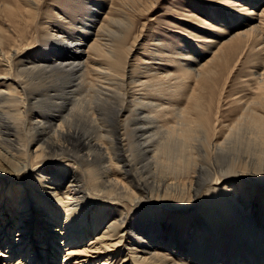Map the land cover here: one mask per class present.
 <instances>
[{"label":"bare ground","instance_id":"obj_1","mask_svg":"<svg viewBox=\"0 0 264 264\" xmlns=\"http://www.w3.org/2000/svg\"><path fill=\"white\" fill-rule=\"evenodd\" d=\"M120 1L0 0V264H264V0H207L234 32L183 10L201 52L155 36L135 70Z\"/></svg>","mask_w":264,"mask_h":264},{"label":"rangeland","instance_id":"obj_2","mask_svg":"<svg viewBox=\"0 0 264 264\" xmlns=\"http://www.w3.org/2000/svg\"><path fill=\"white\" fill-rule=\"evenodd\" d=\"M48 2L49 3H47V6L45 7L44 10H46V12L49 11V13L53 15H56L58 11H61L59 7L65 8L66 6L64 3L65 0H48ZM118 4L119 5H117V8L120 9V10L118 9V12L119 13L123 12L121 15V18L122 19L124 18L123 20L125 23L124 25L126 26L127 22L130 24V27H128L129 24H127V27H122L121 31L125 32L126 35L125 34L124 35H125L126 41H129L130 43H132V46L135 44L133 51H130L129 54L126 52L128 55V57L126 58V61L130 63V65L132 66L131 67L132 70L136 69L135 61L137 59L138 60H142L143 58H145L146 60L149 59L150 57L149 51L151 49V46H153L151 45V40L155 36L156 37L160 36V38H162L163 40L170 41L175 44L178 42L179 43L185 42V44H188V45L190 44L189 47L192 51L201 52V48H199L195 44L193 45V43L189 41V36L187 35V33L192 32L193 34H197L199 36H203L204 34L199 29L197 30V29H193V27L191 28L189 26L190 21L188 20L185 21L183 19H180L181 17L182 18L186 17L183 14L187 12L183 10L191 9L196 14L200 15L203 19L212 21L214 24H218V25L225 24L224 26L226 28H229V30L233 32L238 27H241V28L246 27L245 25H243L244 22L242 21V19L240 18L237 19L235 17H232V21L234 23H237L238 25L236 26V24L234 25L230 24L229 22L231 20L228 19L229 14L226 13L224 10L220 9L217 3L209 2L207 0L206 1L204 0H125V1L121 0ZM110 6H111V3L108 2L104 10L109 11ZM119 6H121L122 8ZM103 17H104L103 13L102 15L98 16V24L100 23V21H102ZM198 25L200 29L203 26L202 23H198ZM127 30H129L128 33H127ZM122 33H121V36H122ZM133 36H137L138 40L137 41L133 40ZM84 47L87 48V45ZM195 49H198V50H195ZM202 52L204 54L202 61L206 60V58H208L212 54L211 52H206L203 50ZM253 62H254L253 59H250V56L248 55V50H244L242 54H240L238 57H236V59H234L233 61L229 63V67L222 72V79L227 78L228 79L227 81L229 82L228 83L229 87L226 88L227 90L231 89V85L234 86L235 80L244 77V75L252 68L250 67V65L256 64L255 62L254 63ZM155 75L156 74L151 73L149 75V78H157ZM226 106H227L226 104L222 105L221 102L220 103L218 102L217 105L214 106V108H215V111H218V115H219V112L221 114L226 112V109H225ZM5 160L6 159L4 158V155L1 153L0 154V164L2 162L4 163ZM2 171L3 170L0 169V174H2ZM215 212L217 213V210ZM180 220H181L180 223L184 221L183 219H180ZM207 222H208L207 224L208 234L211 235V232H214V235L217 236L218 238L220 237L223 238L225 236H227L228 238L232 237V234H233L232 230H228L225 228L223 229L219 228L218 224H216L215 222H211L210 220H208ZM200 232H203L200 234V237L202 235L205 236L204 231H200ZM212 239L214 238L213 237L211 238V236L205 237L204 238V242L206 241L205 244H207V242H211L210 240ZM198 249H199L198 253L203 252L202 248H198ZM2 250L3 251L6 250L5 245L3 246ZM210 252L213 253V250L212 249L211 251L210 249L206 250V256L208 255L210 256L211 254ZM126 253L127 251L126 252L124 251L123 254L119 255L118 257L119 261L124 259V254ZM61 255H63V253ZM262 255H264V251L262 252ZM176 258L177 260L182 259L183 256H181L180 254L176 256ZM186 258L188 259L189 256H187ZM13 259H15V257Z\"/></svg>","mask_w":264,"mask_h":264}]
</instances>
